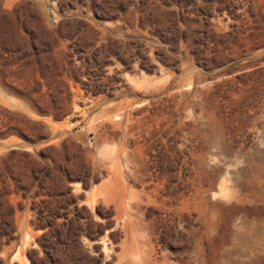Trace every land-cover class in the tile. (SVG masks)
Masks as SVG:
<instances>
[{"label": "rangeland", "instance_id": "1", "mask_svg": "<svg viewBox=\"0 0 264 264\" xmlns=\"http://www.w3.org/2000/svg\"><path fill=\"white\" fill-rule=\"evenodd\" d=\"M0 264H264V0H0Z\"/></svg>", "mask_w": 264, "mask_h": 264}]
</instances>
